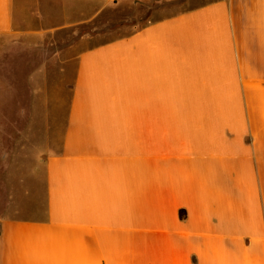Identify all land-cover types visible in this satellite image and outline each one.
I'll return each mask as SVG.
<instances>
[{"label": "crops", "instance_id": "1", "mask_svg": "<svg viewBox=\"0 0 264 264\" xmlns=\"http://www.w3.org/2000/svg\"><path fill=\"white\" fill-rule=\"evenodd\" d=\"M36 2L0 0V38ZM84 41L43 208L0 220V264H264V0Z\"/></svg>", "mask_w": 264, "mask_h": 264}, {"label": "rangeland", "instance_id": "2", "mask_svg": "<svg viewBox=\"0 0 264 264\" xmlns=\"http://www.w3.org/2000/svg\"><path fill=\"white\" fill-rule=\"evenodd\" d=\"M36 1L33 24L0 38V220L43 208L44 163L60 147L70 94L66 64L81 42L107 41L211 0Z\"/></svg>", "mask_w": 264, "mask_h": 264}]
</instances>
